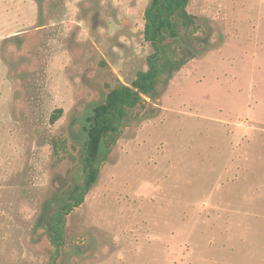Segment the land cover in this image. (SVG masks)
<instances>
[{
	"label": "rangeland",
	"instance_id": "1",
	"mask_svg": "<svg viewBox=\"0 0 264 264\" xmlns=\"http://www.w3.org/2000/svg\"><path fill=\"white\" fill-rule=\"evenodd\" d=\"M149 1L0 0V264H264V0L189 1L187 61L133 109L59 240L44 226L81 182L84 115L147 70Z\"/></svg>",
	"mask_w": 264,
	"mask_h": 264
},
{
	"label": "trees",
	"instance_id": "2",
	"mask_svg": "<svg viewBox=\"0 0 264 264\" xmlns=\"http://www.w3.org/2000/svg\"><path fill=\"white\" fill-rule=\"evenodd\" d=\"M190 0H150L144 13L143 34L153 53L147 58V70L139 72L130 85L119 80L108 86L101 101L94 104L84 115L78 136L81 146L82 179L70 182L65 189L51 199L58 204L44 225L55 242L63 232L64 216L79 205L83 195L95 182L99 163L107 155L119 137L120 129L133 117V109L141 106L143 96L154 98L158 91L159 77L164 75L163 84L172 79L188 58L187 49L178 43L181 32L195 29V16L188 10ZM62 109H55L50 123L60 118ZM62 149L64 143L54 142ZM45 211V210H44Z\"/></svg>",
	"mask_w": 264,
	"mask_h": 264
}]
</instances>
